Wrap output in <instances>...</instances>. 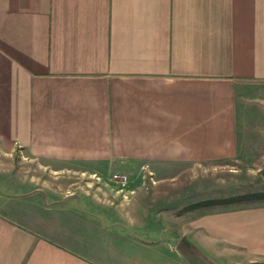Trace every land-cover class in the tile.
<instances>
[{"label":"crops","instance_id":"0c3cea01","mask_svg":"<svg viewBox=\"0 0 264 264\" xmlns=\"http://www.w3.org/2000/svg\"><path fill=\"white\" fill-rule=\"evenodd\" d=\"M263 95L264 0H0V264H264V204L183 201Z\"/></svg>","mask_w":264,"mask_h":264},{"label":"rangeland","instance_id":"374dc122","mask_svg":"<svg viewBox=\"0 0 264 264\" xmlns=\"http://www.w3.org/2000/svg\"><path fill=\"white\" fill-rule=\"evenodd\" d=\"M262 107L264 108V106ZM262 107H254L253 105L254 109L250 108L251 111H255V115L251 113V118L247 123V129H249L251 137L247 138V144L243 147L242 152L236 160L207 163L200 166L198 170L193 168L183 175L194 177L197 174L195 177H199L201 180L197 185L187 188L191 191L188 197H183L184 203H189L196 198H204L205 201L202 205L205 210L264 204V197L257 196L259 193L264 192V146H262L264 137L260 135L261 131L264 130V109ZM15 160L18 165H30L31 176H43L46 180L54 183L65 179V184L61 183V187L55 185L59 188V192L63 194L68 192V190L72 192L80 190V193L84 189H88L92 192L99 185L96 182L98 181L96 180L97 178L91 177L89 174H71V172L67 173L65 171L54 173L41 166L37 160L22 158L21 155ZM112 175L113 170L108 169L102 176H105V180H109ZM71 179H75L77 182L74 186L67 185V182L71 181ZM88 182H94V185L90 187L86 184ZM197 188L198 190L195 191ZM235 196L241 199L234 202H217ZM209 201L215 202L210 203Z\"/></svg>","mask_w":264,"mask_h":264},{"label":"built area","instance_id":"2783aa9c","mask_svg":"<svg viewBox=\"0 0 264 264\" xmlns=\"http://www.w3.org/2000/svg\"><path fill=\"white\" fill-rule=\"evenodd\" d=\"M98 180H102L95 175ZM103 181V180H102ZM107 185L111 186L116 192L120 193L125 199L130 198L135 193L134 189L130 188V176L126 173H114L109 178Z\"/></svg>","mask_w":264,"mask_h":264},{"label":"trees","instance_id":"16d2710c","mask_svg":"<svg viewBox=\"0 0 264 264\" xmlns=\"http://www.w3.org/2000/svg\"><path fill=\"white\" fill-rule=\"evenodd\" d=\"M257 196L264 197V192L263 193H259ZM239 199H241V198L238 197V196H235V197H231L229 199H225L224 201H217V202H234V201H238ZM209 202L211 203V202H215V201H209Z\"/></svg>","mask_w":264,"mask_h":264}]
</instances>
